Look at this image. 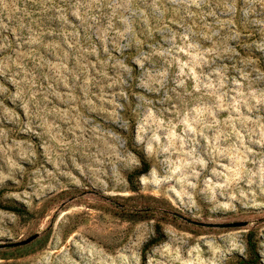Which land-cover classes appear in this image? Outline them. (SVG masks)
Instances as JSON below:
<instances>
[{
	"label": "rangeland",
	"instance_id": "rangeland-1",
	"mask_svg": "<svg viewBox=\"0 0 264 264\" xmlns=\"http://www.w3.org/2000/svg\"><path fill=\"white\" fill-rule=\"evenodd\" d=\"M34 233L0 264H264V0H0V245Z\"/></svg>",
	"mask_w": 264,
	"mask_h": 264
},
{
	"label": "water",
	"instance_id": "water-1",
	"mask_svg": "<svg viewBox=\"0 0 264 264\" xmlns=\"http://www.w3.org/2000/svg\"><path fill=\"white\" fill-rule=\"evenodd\" d=\"M193 222L201 226H210V227H238V226L246 225L247 223L246 221H231V222H221V223H208V222L205 223V222H199V221H193ZM37 236H38V233H34L25 239H22L17 242L8 243V244H2L0 245V247H4L6 245H12V246L24 245V244L31 242Z\"/></svg>",
	"mask_w": 264,
	"mask_h": 264
},
{
	"label": "trees",
	"instance_id": "trees-1",
	"mask_svg": "<svg viewBox=\"0 0 264 264\" xmlns=\"http://www.w3.org/2000/svg\"><path fill=\"white\" fill-rule=\"evenodd\" d=\"M147 165L145 164L144 168L138 170L137 173H144L146 171ZM12 210L15 212H21L22 209L19 207H12ZM249 252L247 253L246 257H240L237 260L236 264H260V259L258 253L255 251L254 247H249Z\"/></svg>",
	"mask_w": 264,
	"mask_h": 264
}]
</instances>
